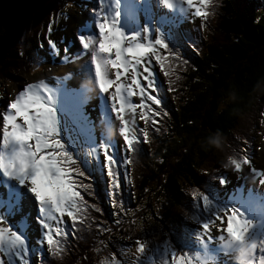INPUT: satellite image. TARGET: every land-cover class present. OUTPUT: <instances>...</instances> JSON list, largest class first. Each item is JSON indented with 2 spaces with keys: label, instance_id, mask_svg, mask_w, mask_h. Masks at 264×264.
Wrapping results in <instances>:
<instances>
[{
  "label": "trees",
  "instance_id": "obj_1",
  "mask_svg": "<svg viewBox=\"0 0 264 264\" xmlns=\"http://www.w3.org/2000/svg\"><path fill=\"white\" fill-rule=\"evenodd\" d=\"M73 1L0 0V85L11 73L46 64L40 54L45 27H60ZM204 10V27L173 28L164 37L179 58L162 50L165 67L156 62L167 89L159 105L147 103L159 115L142 119L135 149L117 152L119 188L81 164L84 175L75 179L84 212L75 222L68 218L63 234L53 232L58 252L37 253L30 264H101L113 257L127 264L132 258L124 247L143 235L152 243L146 257L133 258L140 264H172L173 252L187 259L200 250L189 236L197 228L192 217L201 215L193 193L213 186L226 196L234 169L229 157L245 168L243 160L252 161L251 119L254 109L264 108V0H209ZM123 177L131 178L130 189ZM156 233L172 245L171 254L161 250Z\"/></svg>",
  "mask_w": 264,
  "mask_h": 264
},
{
  "label": "snow or ice",
  "instance_id": "obj_2",
  "mask_svg": "<svg viewBox=\"0 0 264 264\" xmlns=\"http://www.w3.org/2000/svg\"><path fill=\"white\" fill-rule=\"evenodd\" d=\"M159 2L169 8L174 4V0ZM180 2L188 8H194L196 17L207 15L202 11V6L207 5L209 0H200L201 6H195L193 0ZM128 3L129 6L124 9L122 0H109L108 5L105 0H94V6L87 9L88 17L83 22L81 34L75 38L79 41L77 53L90 54L99 93H108V86L115 85V92L102 98V107L107 104L108 110L115 114L121 125L122 152L133 151L139 142L134 130L129 128V120L124 116L127 111L134 118L138 107L129 98L137 95L141 97V119L159 115L144 103L145 100L157 105L161 103L157 96L149 95L146 91V88L154 85L149 68L152 59L161 68L165 67L161 49L179 58L175 49L162 38L159 28L153 31L147 24L143 27L136 25V17L147 0H128ZM122 16L126 27L122 26ZM86 30L90 34H84ZM48 45L50 50L57 48L51 39ZM142 64L144 72L148 73L144 77V86L137 79ZM112 69H115V79L109 78ZM129 70L131 84L121 83V77ZM168 74L166 71L165 75ZM85 91L79 90L76 102L69 103L64 92H60L58 98L57 91L27 84L6 104V111L0 114V253L5 254L9 261L15 257L18 264H30V251L34 258L37 253L58 252L59 240H54L52 222L59 224L65 215L75 222L85 210V202L77 190L75 179L77 175H84L81 164L85 170L95 167L101 174L106 171L112 187L120 186L114 167L118 163L115 144L96 145L92 139L91 128L94 125L83 111ZM143 135L146 142L147 133ZM85 144L95 145L88 155L102 152L103 159L94 161L93 165L89 164L87 158L81 159L80 150ZM128 162L124 158L120 161L123 164ZM229 163L236 170L241 169V162L236 158L229 157ZM243 163L248 164V159L245 158ZM259 176L260 183L264 184V171ZM218 183L223 186L227 181L221 177ZM193 197L201 205V215L198 220L192 217L197 228L189 230V236L195 238L200 251L187 259L183 255L176 258L173 252L172 264H208V258L212 259L210 245L213 240L218 242L217 252L233 256L238 264H264V198L251 192L221 196L213 186L199 194L194 192ZM24 201L35 208L34 214H25L18 224L9 223L10 218L21 211ZM215 221L226 223V226L218 228V235L214 237L210 226ZM25 229L36 233L32 237L31 249L28 245L30 234ZM257 229L262 233L260 236L256 235ZM55 234H63V230L57 227ZM136 244L138 253L145 251L143 243L136 241ZM0 264L6 262L0 258ZM101 264H119V261L113 257L102 260Z\"/></svg>",
  "mask_w": 264,
  "mask_h": 264
},
{
  "label": "rangeland",
  "instance_id": "obj_3",
  "mask_svg": "<svg viewBox=\"0 0 264 264\" xmlns=\"http://www.w3.org/2000/svg\"><path fill=\"white\" fill-rule=\"evenodd\" d=\"M193 2L195 6H201L200 0H193ZM105 4L108 5L109 0H105ZM93 6L94 0H74L70 5L71 8L66 10V16L60 27L54 30L55 27L50 25V30L48 25H46L45 35L41 41L43 44V53L40 52L42 55L41 61L43 64H46L42 66V68L35 67L32 69L31 67L28 71L24 70L21 72H14V74L11 73L10 81L3 82L0 85V114L6 111V104L14 99L15 96L27 84H37L41 86V89L46 87L48 89H52L53 91H57L58 98L60 92H64L68 96L69 103H73L77 100H73V98L76 97V93L79 90L86 89L84 93L86 99L83 106V111L89 117L92 125H94L91 128L92 139L96 142V145H99L100 143L115 144V158H117V152H121L123 145V137L119 132L121 125L119 121L116 120L115 114L108 110L107 104H104L102 107V98L112 95L115 92V88L111 85L108 93H99L98 86L95 84V72L90 63V54L87 52L79 54L77 53L79 41H77L75 38H78V36L81 34L83 22L88 17L87 9L92 8ZM128 6V0H122V8L127 9ZM174 6L183 7L185 9L187 8L186 5H181L180 0H174L173 7L171 8L161 4L159 0H147V3L142 6L140 14L136 17L135 23L137 26L141 27L147 24L153 29V31L155 28H159L163 39L165 36L168 37L169 32L173 28H176L178 31L183 33L184 30L188 28L193 29L196 27H204L205 16L196 17L194 15V8L186 11L183 8L176 10ZM202 11L205 12L204 5L202 6ZM122 18H124V16H122L121 19ZM125 30L127 31V28ZM84 34L87 35L90 33L86 30ZM49 39L56 43L57 48L55 50L49 49ZM160 51L162 52V49ZM65 52L67 55H65ZM149 68L154 77V85L152 88H146V91L149 95H155L158 98L159 95H163V90L165 87L167 89V84L154 58L152 59ZM139 71L140 75L137 77V79H139L141 85L144 86L146 84L144 77L148 75V73L144 72L143 64L139 66ZM65 73H67V75L63 76ZM78 73L81 75L80 80L76 83V85H74L76 87H74L73 90V82L75 81V77L78 78ZM114 73L115 69H112L109 73V78L115 79ZM63 81L66 83V85L63 84ZM69 82H71L70 85ZM120 82L128 85L131 84V70L121 77ZM72 95L73 98H70ZM129 99L131 103L136 104L138 107L136 109L134 118L127 111L124 113V116L130 122L129 128L134 130L136 133V129L142 128L143 126V120L140 118L141 109L139 107L141 97L137 95L130 97ZM150 102L151 101L148 100L144 101L145 104ZM262 102L263 103L261 106L264 105V99ZM256 107H258V105ZM254 111L253 119H251L253 126L251 132L249 133L250 140H252L253 144V152H251L252 161L248 163V167L246 168L241 167L240 170H236L235 168L233 170H229L228 179L230 180V183L228 184L226 196H229L234 192H243L245 194L251 192L257 197L264 198V184L260 183L261 177L259 176V173L264 171V108L260 107L259 109H254ZM105 116L107 120H104ZM0 127H2V119H0ZM84 135L87 137V133ZM93 146L95 145L85 144L80 150V154L85 155L84 158H87L92 162H94L93 158H96L99 161L102 160V152H98L95 155H88L91 147ZM122 180L123 186L130 189L131 178L124 180L123 177ZM34 212L35 208L27 201H24L21 211L15 216L11 217V221H9V223L14 222L18 224L25 214H34ZM67 220L68 217L65 215L61 218V222L59 224L53 221V232L57 227L62 228L63 224ZM225 226L226 223L222 224L219 221H216V225L211 227V235L214 237L217 236L218 233L216 230ZM195 227H197V225ZM25 230L29 231L30 234L28 245L31 249L33 246L32 237H34L36 233L28 229ZM256 233L257 236L262 234L260 229H257ZM142 237L143 238L141 240L139 239L138 241L145 245L144 252L138 253L136 251V242L124 247L125 251L123 254L125 256L131 255L132 258L129 260V262L126 261L127 264H140L133 258L136 257L139 260V258H144L149 254V252H151L149 245L152 243V241L146 242V238H148L146 235H143ZM154 239L160 240L162 242V244L160 243V247L165 253L171 254L173 252L170 248L172 245L167 243L165 236H160L156 233ZM218 246L219 245L216 240L211 242L210 247L212 249V259L211 257L208 258V264H238L233 256H227L222 252H217L216 249ZM0 258H2L6 264H18L17 258L15 257L9 261L5 254L0 253ZM116 260L119 261V264H122L119 259ZM29 261L30 263L33 262L31 251L29 253Z\"/></svg>",
  "mask_w": 264,
  "mask_h": 264
},
{
  "label": "bare ground",
  "instance_id": "obj_4",
  "mask_svg": "<svg viewBox=\"0 0 264 264\" xmlns=\"http://www.w3.org/2000/svg\"><path fill=\"white\" fill-rule=\"evenodd\" d=\"M194 3V2H193ZM181 5L183 6V4L181 3ZM175 7V6H174ZM181 8H183V7H175V9L176 10H180ZM184 10H186V11H188V10H190L191 8H183ZM185 16V15H184ZM121 23H122V26H125L126 27V25L124 24V18H122L121 19ZM126 29V28H125ZM85 61V60H84ZM70 72V71H69ZM68 73V72H67ZM67 73H65L63 76H66L67 75ZM83 73V72H82ZM80 73H78V78L77 77H75V81L73 82V90H74V87H76V86H74V85H76V83L80 80ZM86 80H87V78H86ZM63 84L64 85H66V83L63 81ZM71 84V82H69V85ZM68 85V86H69ZM86 85V84H85ZM109 88L111 87V85H109L108 86ZM112 87H114L115 88V85H112ZM70 98H73V95L72 96H70ZM77 99V97H74L73 98V100H76ZM76 102V101H75ZM71 103V102H70ZM104 120H107V118H106V116L104 117ZM257 234V233H256ZM73 250V249H72ZM185 252H186V250H185Z\"/></svg>",
  "mask_w": 264,
  "mask_h": 264
},
{
  "label": "clouds",
  "instance_id": "obj_5",
  "mask_svg": "<svg viewBox=\"0 0 264 264\" xmlns=\"http://www.w3.org/2000/svg\"><path fill=\"white\" fill-rule=\"evenodd\" d=\"M214 135H215V137H217V138H219V137L221 136V134H220L219 132L215 133ZM211 142H212V143H216L215 140H214V141H211Z\"/></svg>",
  "mask_w": 264,
  "mask_h": 264
}]
</instances>
